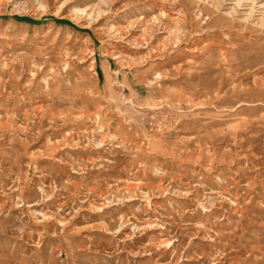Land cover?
Segmentation results:
<instances>
[{
  "label": "rangeland",
  "instance_id": "1",
  "mask_svg": "<svg viewBox=\"0 0 264 264\" xmlns=\"http://www.w3.org/2000/svg\"><path fill=\"white\" fill-rule=\"evenodd\" d=\"M0 264H264V0H0Z\"/></svg>",
  "mask_w": 264,
  "mask_h": 264
}]
</instances>
